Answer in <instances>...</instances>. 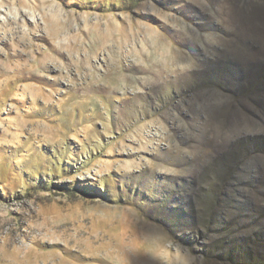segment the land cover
Returning <instances> with one entry per match:
<instances>
[{"label":"rangeland","instance_id":"374dc122","mask_svg":"<svg viewBox=\"0 0 264 264\" xmlns=\"http://www.w3.org/2000/svg\"><path fill=\"white\" fill-rule=\"evenodd\" d=\"M0 264H264V0H0Z\"/></svg>","mask_w":264,"mask_h":264}]
</instances>
